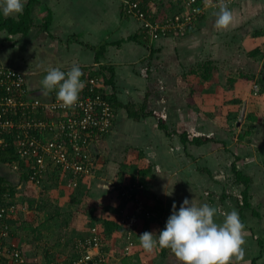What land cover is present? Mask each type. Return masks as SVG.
Here are the masks:
<instances>
[{"label": "crops", "instance_id": "1", "mask_svg": "<svg viewBox=\"0 0 264 264\" xmlns=\"http://www.w3.org/2000/svg\"><path fill=\"white\" fill-rule=\"evenodd\" d=\"M229 9L233 12L234 22L227 30L215 27V13L219 10L209 9L199 28L190 30L184 37L164 36L153 40L143 34L141 22L125 18L119 0H27L23 14L26 10L30 12L32 26L26 34L12 35L0 29V65L24 72L28 88L35 90L32 95L47 98L39 90L47 70L67 65L93 66L99 63L113 71L110 87L117 92V101L125 104L131 100L141 102L148 98L152 109L162 114L167 112L168 123L179 128L187 123L184 113L188 107L171 111L172 105L167 103L155 108L153 99L158 95L180 96L182 90L187 91L183 75L190 68L202 60H233L231 55L238 52L239 45L246 48L255 40L250 33L264 29V0H238ZM46 20L48 25L45 26L43 23ZM133 35L137 36V40L127 39ZM102 44L103 53L97 59L95 50ZM152 49L155 52L152 59H149ZM158 65L164 70L163 78L157 72ZM103 71L106 76L110 75L109 71ZM178 78L180 88L172 91L173 85V89L177 88V83H172V79ZM157 81L160 87L158 95H155L153 84ZM115 109L116 118L112 130L90 149L97 159L95 176L85 178L75 188H92L108 196L107 193L116 187L114 180L122 176L119 164L131 165L128 159L133 158L135 161L133 155L137 154L143 158L145 165H131L136 168L135 174L139 176L138 181L133 183L144 185L139 195L146 201V205L142 202L143 206L152 210V215L146 218L140 212L132 218L137 208L135 210L131 203L125 205L129 217L124 225L128 228L124 229L121 225L119 231L106 232L105 235L106 250L110 254L109 264H180L170 249L156 247L150 252L143 249L139 235L145 231L159 233L169 217L165 216L167 210L170 209V213L173 204L178 210L185 198L196 205L207 203L226 212L236 210L245 225V244L244 257L235 261V264H264V124L257 121L254 136L250 139L239 137L236 141L235 138L232 147L228 146L232 153L229 148L216 146L212 149L216 154L212 150L208 154L205 150L211 148V145L213 147L216 144L214 141L199 146L183 144L176 135L169 137L159 129L154 117L135 120L128 116L125 108ZM168 112L174 114L169 113L168 116ZM173 115L177 117L174 120ZM213 120L211 123H214ZM183 131L189 130L184 128ZM253 137H258V140H253ZM232 163L242 175L249 177L247 207H240L238 198L228 193L229 190L212 171L217 166L231 167ZM0 171L4 177L7 176V181L12 182L14 190L21 179L17 164L0 165ZM105 184L108 185L107 189L103 186ZM171 191V195L166 194ZM12 196L9 195L10 201ZM118 202L117 210L124 205L120 199ZM17 207L8 221L7 227L11 234L8 232L7 244L23 249L28 264H31L28 258L31 256L29 244L16 239L13 232V223H17V218L12 215L17 212ZM80 216L84 217L83 214ZM222 220L223 217H216L217 223ZM74 221L81 223L79 218ZM93 224L84 226L79 233L88 232ZM119 236L123 239L130 236L134 240L132 253L128 257L118 251V247L123 245L122 239L121 242L118 240V247L111 244L112 239Z\"/></svg>", "mask_w": 264, "mask_h": 264}, {"label": "rangeland", "instance_id": "2", "mask_svg": "<svg viewBox=\"0 0 264 264\" xmlns=\"http://www.w3.org/2000/svg\"><path fill=\"white\" fill-rule=\"evenodd\" d=\"M171 2L178 3V0H161L157 13H160L159 15L161 16H163L162 13L165 12L171 13V10H173V8L170 7ZM207 11L204 15L205 17L208 15ZM202 21L203 19L197 21L198 23H194L193 26H197L192 29L199 28L198 26ZM184 36L185 34L179 35V37ZM250 36H253L252 32ZM253 39L256 41L253 40L246 48L239 45L238 52H234L233 55H231L233 56V60H202V62L211 61L212 65L216 67L213 74L214 78L205 81L203 85L193 93H190V86L185 85L183 81L184 83L182 84L185 85L184 87H186L187 91L184 92L182 90L180 96L176 97H162L157 93L160 82L157 81L153 84L155 86L153 91L155 92L156 90L155 95H158L157 98H154L152 101V103L155 104V108H159V105L167 103H169V106L172 105L171 111L188 107V111L186 110L187 112L184 113L187 118L186 125L179 128H175L176 125H171L177 132H181L185 128V130L189 131L205 132L207 134L212 133L215 136L214 142L216 144L213 145V147L211 145V148L205 150L207 153L209 152L208 154H211L210 151L217 147L221 149H225V147L229 148L232 153V149L228 146L232 147L235 138H237L236 141H238L239 137L245 140L250 139L254 136V129L256 128L257 121L259 120V122L264 124V34L253 37ZM256 46L261 50V54L256 58L249 57L248 51ZM96 65L100 66L99 63H96ZM157 72L160 78L164 77V70L160 69V66ZM243 74L253 75V82L240 79V75ZM174 75L175 74H172V76ZM179 77H182V75ZM192 77L193 76H189V82H201L200 78L196 79ZM229 78H232L233 82L229 81ZM256 78L258 79L256 80ZM172 80L174 81L172 83H177L176 89H173L174 85L171 84L173 85V87L171 86L172 91H177V89L180 88V78ZM255 82L258 83L256 85L257 91L254 90ZM28 89L31 93L35 91L30 88ZM41 89L42 88L39 90L42 94L50 96L46 90H44L45 93H43L44 91ZM114 93L116 94L117 92L114 91ZM146 100L148 101V107L151 108L149 99L147 98ZM193 103L194 105L191 106ZM169 113L174 114V112H168V116H170ZM166 115L167 112L165 117ZM172 118L174 120L177 117L173 115ZM212 120L214 123H211ZM169 137L174 136L170 135ZM176 137L178 136L176 135ZM253 140L257 141L258 137H253ZM233 150L239 152L236 148H233ZM212 151L216 154L215 150ZM206 152L204 153L205 155L207 154ZM133 156L136 160L134 161L133 158H129V164L132 166L139 164L145 165L143 163V158L141 159L137 154ZM131 165L123 166L119 164L122 176L120 175V179L117 178L114 180L116 181V187H113L107 193L108 196H105V192L100 193L92 188H89V190L76 189L67 182L68 177L66 173L62 170L54 171V168L51 169V172L54 174L44 175L39 181L34 180V182H25L19 179L18 184L14 187L13 196L11 197V201L18 205L17 212L12 215L17 218V223H13V232L14 235H16V239L22 242L26 241L29 244V253H31V256H28L29 262H32L31 264H67L72 257L73 239L79 235V231L84 228V226L95 223V225L102 227L107 216H113V220L117 222L118 218L116 214L118 210L116 206L119 205L118 201L120 199L117 195L118 190L126 186L129 182L138 181L139 177L135 174L136 168ZM97 168L98 166L94 168L93 176H95ZM227 169H229L228 172H226ZM212 171L217 175L216 178L220 179V183L224 184L227 191L229 190L228 193H233L239 200L240 191L244 189V185L236 181L231 167L229 165H227V167L225 165L224 167L217 166L213 168ZM6 177L7 176H5V179ZM114 178H116V175ZM8 182L11 186L12 182L10 180L7 181V183ZM31 199L41 204L42 210L35 213V211L28 206V201ZM140 199L146 205V201L142 198ZM131 206L136 210L137 206L135 204ZM124 208L126 209L125 206ZM169 210H167L168 213H165L166 217L170 216L172 212L170 211L169 213ZM126 211L129 214V210L126 209ZM12 213L13 212H11L10 215ZM81 214H83L84 217H81ZM76 218H79L81 223H75L74 220ZM126 221H128V218ZM123 228L126 229L128 226L123 224ZM7 237L8 236L4 237L6 243ZM121 239L123 245L118 247V240L121 242ZM111 242L112 245L114 244L116 247L120 248L118 251L122 256L128 257L132 253L131 251L127 254L124 253V251H126V246L129 245L131 249L134 247V240H132L130 236L124 239L119 236L117 239H112Z\"/></svg>", "mask_w": 264, "mask_h": 264}, {"label": "built area", "instance_id": "3", "mask_svg": "<svg viewBox=\"0 0 264 264\" xmlns=\"http://www.w3.org/2000/svg\"><path fill=\"white\" fill-rule=\"evenodd\" d=\"M237 1L226 0L227 6ZM119 2L124 14L141 22L142 32L156 40L167 32L182 34L207 10H219V4L224 0H211V4L209 0H180L179 13L164 18L158 17V0H153L145 11L141 8L143 0ZM95 65L80 66L85 87L78 102L70 108L60 106L55 90L46 91L50 94L47 98L33 97L24 72L0 66V157L1 151L11 146L13 156L23 161L34 177L44 176L52 168L62 170L73 187L93 176L97 159L90 148L112 130L116 117L110 92L98 72L99 65ZM72 66L55 68L67 72ZM254 90L257 91L256 86ZM143 187L132 182L118 190L124 204L116 214L121 225L129 217L124 208L128 203L137 206L132 218L140 212L146 218L151 217L152 210L145 208L140 199L139 191ZM15 210L14 202H0V264H28L23 249L4 241L9 234L4 220ZM88 232L74 242L75 256L67 264H109L104 228L93 224ZM125 249V254L131 251L129 245Z\"/></svg>", "mask_w": 264, "mask_h": 264}, {"label": "clouds", "instance_id": "4", "mask_svg": "<svg viewBox=\"0 0 264 264\" xmlns=\"http://www.w3.org/2000/svg\"><path fill=\"white\" fill-rule=\"evenodd\" d=\"M26 3L27 0H0V14L18 18ZM215 17L217 29L227 30L233 25V12L226 0L219 4ZM82 76L78 64L67 72L50 68L41 82V90H55L60 106L70 108L78 102L85 87ZM166 194L171 195L172 191ZM218 216L223 217L220 223L216 222ZM139 240L142 248L149 252L156 247L170 249L180 264H235L244 257L245 225L236 210L226 212L207 203L196 205L185 198L178 210L173 204L165 227L159 233L145 231L139 235Z\"/></svg>", "mask_w": 264, "mask_h": 264}, {"label": "trees", "instance_id": "5", "mask_svg": "<svg viewBox=\"0 0 264 264\" xmlns=\"http://www.w3.org/2000/svg\"><path fill=\"white\" fill-rule=\"evenodd\" d=\"M160 1L161 0H158L157 6H159ZM152 3H153V0H143V3L141 4L142 10L145 11L146 9H149L151 7L150 4H152ZM179 4H180V0H178V3L177 2H175V3L171 2L170 7L173 8V10H171V13L170 12L162 13L163 16L159 15L160 13H157L158 17L164 18L170 14L179 13V10L181 9L179 7ZM204 17H205L204 15L199 16L197 21L204 19ZM125 18H132V17H127V15H126ZM197 21H195L194 23H196ZM43 24L45 26L48 25V20H46L45 23H43ZM31 26H32V22H31L30 12L28 10H26L25 13L23 15L19 16V18H17V19L11 18V17H4L0 14V29H5L9 34H12V35L17 34V33L26 34ZM196 26L197 25L187 26V28L185 29V31L182 34H179L177 32H174V34L172 32L171 33L167 32L166 34H164L161 37H164V36L176 37L179 35H183V34L188 33L190 30H192L193 27H196ZM143 34L146 36L145 32ZM262 34H264V29H258V30L256 29L253 31L252 37H256V36H259ZM127 39H136L137 40V36L136 35L129 36ZM103 49H104V44L100 45L99 49L95 50L96 51L95 57L97 59L99 58L100 55H102ZM154 52H155V50H153V49L150 51L149 57H151V58H149V59H152V55ZM260 54H261V50L257 46L252 48V50L248 51V56L251 58H256ZM104 69L109 71L110 75L106 76L104 74V71H103ZM215 70H216V67L214 65H212L211 61H205V62L198 63L196 66L190 68V70L188 72L184 73L183 78L186 82V85L190 86V88H191L190 93H193L195 90L200 88L205 81H207L209 79H213L214 78L213 74H214ZM98 72L103 76L104 83L110 92V94H109L110 103L114 107L125 108L129 117H131L135 120H141V119H144L148 116H152L156 119L159 129L163 130L167 136L177 135L183 144L189 143L192 145L199 146V145H203V144H206L208 142H211V141H215V136L213 134H206V133L198 132V131L177 132L175 130V128H173L171 126V124L168 123L164 114H162L160 111H156V110L148 107V101L146 99L143 102H136L134 100L133 101L131 100L125 104H122L121 102L116 100L115 93H114V91H112V88L110 87V86H112V78H113V71L111 70V68H107L105 66L102 67L100 65ZM189 76H193L196 79L200 78L201 82H197V81L189 82L188 81ZM240 77H241L240 79H244V80H248V81L250 80V82H253L252 80H254L253 75L250 76L248 74H243V75H240ZM257 79L258 78H256V80ZM234 80H236V79H234ZM229 81L233 82L232 78H229ZM257 82H255L256 84L254 86H256L258 84ZM189 102H191V101H189ZM0 163H1L0 165H3V166L6 164H12V163L17 164L18 171L20 174V178H21V180H23L25 182H34V180L39 181L43 178V176L34 177L33 171L28 170L25 167V164L23 161L17 160L13 156V149L11 146L8 148H5L3 151H1ZM53 170L58 171L57 169H53ZM231 170L234 173V177H235L236 181L239 183H242L244 185V189L241 191L240 196H239L240 207L241 208L243 206L247 207L248 203L246 201V196L248 194L247 188L249 185V177L242 175V173L235 167L234 163L231 164ZM204 171H207V173H209L207 169H204ZM48 174L52 175L54 173L51 172V170H49L48 173L46 174V176ZM5 194H7V198H5ZM10 194H13V188L10 185H7V180L5 179V177L3 176L2 172H1V176H0V202H5V204L13 203L9 200ZM28 204H29L28 206L31 209H33L36 213L39 212V210H42L41 204L36 203L35 200H32V199L29 200ZM9 220H10V215L7 216L4 220L8 227H9V225H8ZM103 224H104V227H103L104 231L107 233L119 231L121 228V224L119 222L118 223L115 222L111 216H107V218L104 220ZM88 233L89 232H86L83 234L79 233V235L73 239L72 257L71 258H73L75 256L73 247H74V244H75L74 242L76 241V239L82 238L84 235H87Z\"/></svg>", "mask_w": 264, "mask_h": 264}]
</instances>
